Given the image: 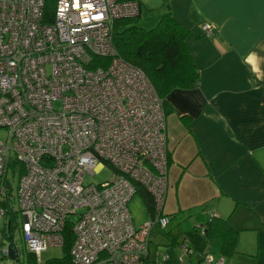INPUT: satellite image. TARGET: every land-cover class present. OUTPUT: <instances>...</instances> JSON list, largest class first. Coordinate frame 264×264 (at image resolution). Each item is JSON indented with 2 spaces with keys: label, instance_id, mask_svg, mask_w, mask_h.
<instances>
[{
  "label": "built area",
  "instance_id": "obj_1",
  "mask_svg": "<svg viewBox=\"0 0 264 264\" xmlns=\"http://www.w3.org/2000/svg\"><path fill=\"white\" fill-rule=\"evenodd\" d=\"M46 4L0 0V128L7 133L0 139V220L21 214L33 264L47 247H63L68 223L72 264H161L150 259L149 243L154 227L169 222L166 112L146 74L113 46L114 21L137 16L139 0H54L51 11ZM202 29L213 33L209 24ZM94 56L108 62L93 65ZM9 153L20 166L17 211L6 179ZM104 164L112 177L84 184ZM136 185L154 205L137 227L128 209ZM12 225L0 222V236L13 233ZM5 258L29 264L15 243L0 242V264Z\"/></svg>",
  "mask_w": 264,
  "mask_h": 264
},
{
  "label": "crops",
  "instance_id": "obj_2",
  "mask_svg": "<svg viewBox=\"0 0 264 264\" xmlns=\"http://www.w3.org/2000/svg\"><path fill=\"white\" fill-rule=\"evenodd\" d=\"M139 2L141 14L168 10L189 31L199 73L195 88L166 97L168 223L182 225L196 258L264 264V0ZM212 218L237 232L230 254L201 232Z\"/></svg>",
  "mask_w": 264,
  "mask_h": 264
},
{
  "label": "trees",
  "instance_id": "obj_3",
  "mask_svg": "<svg viewBox=\"0 0 264 264\" xmlns=\"http://www.w3.org/2000/svg\"><path fill=\"white\" fill-rule=\"evenodd\" d=\"M46 6L47 10L51 11L54 0H47ZM141 15L140 10L137 16L114 21L113 46L125 61L139 67L146 74L157 95L163 100L166 111V97L172 90L192 89L199 82L198 67L186 44L189 31L168 10L160 15L156 25L150 29L137 25ZM92 62L93 65H105L108 58L94 56ZM135 193L139 194L152 217V196L141 185H136ZM71 228L70 223L64 228L63 257L51 261L50 264H72L69 256L74 238ZM203 235L208 240L215 235L219 236L223 254H230L235 249L237 232L229 227L225 220L212 218L204 226ZM33 261L31 256L29 264H33Z\"/></svg>",
  "mask_w": 264,
  "mask_h": 264
},
{
  "label": "rangeland",
  "instance_id": "obj_4",
  "mask_svg": "<svg viewBox=\"0 0 264 264\" xmlns=\"http://www.w3.org/2000/svg\"><path fill=\"white\" fill-rule=\"evenodd\" d=\"M153 12L143 13L141 18H138L136 22L137 25L150 29L156 25L157 17L159 15H152ZM157 12H154L156 14ZM157 19V20H156ZM155 21V22H154ZM55 107L59 106V102H55ZM0 139L3 141L7 140L6 130L0 128ZM14 155L13 153H9L8 155V163H10L7 167L6 179L9 182L8 192L10 194V198L13 201L14 210H18L17 203V187H18V178L20 173V166L18 163H13ZM113 175V170L109 165L104 164L101 169L96 171L93 174H86L84 177V184L89 183H100L105 180H109ZM128 209L130 215L132 217L134 225L137 227L144 221H148L151 219L149 212L146 210V207L139 196L138 193H135L132 198L128 202ZM82 211V209H79ZM12 219V229L14 228V232L10 233L7 230H4V235L0 236V242L4 245L9 243H15L16 247L19 249V259L24 263H28L30 261V254L25 246V241L23 238V234L18 226L21 225L23 218L21 214L17 211L15 216L8 214L4 219L0 220L1 224L5 221ZM72 219H76L72 217ZM15 226V227H14ZM182 225L171 226L168 223L165 228H161L156 225L154 227V232L150 236L149 243V257L150 259H156L160 261L163 257L168 255V259L161 262L162 264H189V261H192V264H207L206 261L201 258H196L193 249L191 248L189 242L186 241V234L183 231ZM12 235L11 237L9 235ZM176 235L174 239L177 242H173V237ZM64 255L63 249L58 246H49L46 250L42 251L40 254V264H50L51 261L61 259ZM2 264H8V260L5 258L2 260Z\"/></svg>",
  "mask_w": 264,
  "mask_h": 264
},
{
  "label": "water",
  "instance_id": "obj_5",
  "mask_svg": "<svg viewBox=\"0 0 264 264\" xmlns=\"http://www.w3.org/2000/svg\"><path fill=\"white\" fill-rule=\"evenodd\" d=\"M8 254H9V257L11 259H15L16 258L15 252H14V250H13V248L11 246L8 249ZM9 264H13V263H9Z\"/></svg>",
  "mask_w": 264,
  "mask_h": 264
}]
</instances>
